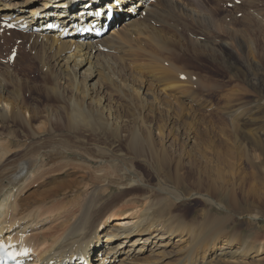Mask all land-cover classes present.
<instances>
[{"label":"bare ground","instance_id":"bare-ground-1","mask_svg":"<svg viewBox=\"0 0 264 264\" xmlns=\"http://www.w3.org/2000/svg\"><path fill=\"white\" fill-rule=\"evenodd\" d=\"M65 1L0 0V17L29 26H42L48 21L68 24V21L80 18L99 21L87 12L101 6L98 0L73 1L63 9L61 6ZM126 1H129L127 4L132 12L140 17H130L133 14L128 9L129 15L119 13V8L124 7ZM204 2L206 0H121L120 7L115 10L118 12L116 16L122 15L120 19L123 21L118 28L108 31V36L105 34L97 38L85 35L84 39H80L78 34L59 38L46 31L31 30L4 29L0 32V53H4L10 44L12 46L16 38L23 41L18 47L25 43L29 51L39 49L37 53L42 52L51 58L52 64L48 63V67L56 72L53 75L50 71L52 83L60 81L62 87L55 90V85H52L47 91L44 90V93L60 99L54 111L47 106L38 110L35 104L24 100L19 90L20 77L16 78L8 70L9 65L5 64L7 66L0 71V239L11 237L9 241L12 242L20 236L19 244L30 247L35 257L33 263L27 264H76L83 254L93 255V249L102 254L96 258V262L92 257H86L88 264H222L238 257L254 259L264 252L263 241L247 245L241 238L223 236L225 221L222 218L212 220L207 211H203L205 216L201 221L187 219L174 208L178 201L186 198L184 194L167 182H149L142 178L132 162L129 163L130 167H126L127 163L123 161L127 159L149 163L146 158L148 154L144 152L152 133L147 126L143 129H138L134 124L127 126L125 121L131 119L120 116L105 96L107 89L119 85L122 90L116 88V93L119 94L118 89L122 94L134 91L142 100L140 88H134L123 79L124 84H121L119 75H116L119 73L114 71L118 59H122L123 54L120 56L119 53L124 51V44L133 33L146 34L148 27L153 26L152 22H163L160 15L168 10L202 16L194 3ZM198 19L201 21V17ZM118 20L114 17L109 24ZM147 34L149 42L155 46L164 44L157 30H148ZM121 39L126 42L123 44ZM125 53L124 57L129 58ZM128 56H131L130 53ZM21 60L22 63L23 58ZM60 112L65 119V129L73 133L77 131L78 141L82 140V135L90 134L98 140L110 137V140L104 141H113V145H98V142L95 145L94 141L92 145L96 155L91 152L86 155L80 150L73 152L58 140H52L50 135L58 131L51 121L55 118L54 114ZM238 122H234L236 127ZM11 125L15 126V130H21V138L24 139L13 147L15 138ZM6 127L11 131L8 128L9 131H5ZM120 144L125 151L115 152L113 148ZM260 146L264 152V142ZM16 151H19L17 156ZM67 161L79 165L81 171L78 177L60 183L48 193L41 191L38 197L30 199L27 195L29 184ZM21 168L24 169L23 173H19ZM81 185L84 192L78 194L76 190ZM191 196L202 200L209 208L212 206V199L198 188H193L187 197ZM218 209L224 211L223 207L219 206ZM111 215L117 218L112 220V224H107ZM124 222L130 223L129 226H118ZM241 242L245 246L239 245Z\"/></svg>","mask_w":264,"mask_h":264},{"label":"rangeland","instance_id":"rangeland-1","mask_svg":"<svg viewBox=\"0 0 264 264\" xmlns=\"http://www.w3.org/2000/svg\"><path fill=\"white\" fill-rule=\"evenodd\" d=\"M214 1L194 3L202 14L199 16L202 22L194 13L163 12L160 15L163 22H152L153 26L147 29V32L157 30L164 39L163 45L150 43L147 32L133 33L128 43L125 41L126 44L123 42L125 39H121L125 49L119 55L123 54L121 60L124 62L118 59L114 71L119 73L116 75H119L121 84L128 82L134 88L139 87L143 99L134 91L122 94L119 85H113L114 91V87L107 89L105 96L120 116L131 119L125 121L127 126L134 124L138 129L147 126L152 133L144 152L148 154L145 156L149 167L128 159L123 161L127 163L124 165L130 167L129 163L132 162L142 178L149 182H167L184 194L186 198L178 201L174 208L187 219L201 221L205 216L203 211H207L212 220L222 218L225 221L223 236H235L247 245H253L264 242V152L260 146L264 142V0ZM123 8H119V13L129 15L127 9ZM121 16H115V20H119L113 24L111 22L108 31L119 27L123 21ZM16 39L11 41L13 44L7 47L6 53H0V61H4L0 62V71L9 65L8 70L16 78L20 77L19 90L24 100L35 104L38 110L47 106L54 111L60 99L44 93L52 85L57 84L55 90L61 87L60 81L52 83L51 76L56 72L48 67V63L52 64L51 58L42 52L37 53L40 51L37 48L29 51L25 43H22V48V45L18 47L23 41ZM14 45L17 46L13 48ZM12 50L17 57L9 56ZM124 53L129 58L124 57ZM17 58H23V62ZM116 88L120 89L117 90L119 94ZM133 116L137 119L133 120ZM54 117L51 124L58 132L56 136L51 134L50 138L58 140L73 152L80 150L86 155L90 152L96 155L92 145L94 141L95 145L97 142L98 145H113V141H104L110 140V137L98 140L90 134L82 135L85 139L82 137L78 141L77 131L73 133L65 129L63 113H55ZM234 122L239 123L238 127ZM12 127V131L9 127L4 130L9 129L14 132L13 139H19H14L13 147L24 139L21 138V130ZM113 149L115 152L125 151L121 144ZM18 154L19 151H16V156ZM78 166L67 161L53 167L29 184L27 195L33 199L41 191L48 193L60 183L78 177L81 171ZM23 172L21 168L19 173ZM82 186L76 190L78 194L84 192ZM193 188L202 190L212 199L210 208L198 198L187 197ZM218 205L224 211L219 210ZM110 217L107 224H112V220L117 218L114 215ZM222 264H264V252L254 259L238 257Z\"/></svg>","mask_w":264,"mask_h":264},{"label":"snow or ice","instance_id":"snow-or-ice-1","mask_svg":"<svg viewBox=\"0 0 264 264\" xmlns=\"http://www.w3.org/2000/svg\"><path fill=\"white\" fill-rule=\"evenodd\" d=\"M5 26H7V27H12L11 24H7V23H5Z\"/></svg>","mask_w":264,"mask_h":264}]
</instances>
